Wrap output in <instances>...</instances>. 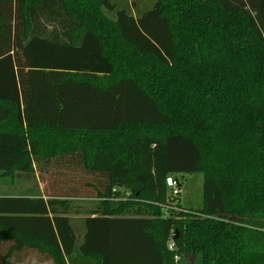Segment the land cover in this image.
<instances>
[{
    "label": "trees",
    "instance_id": "1",
    "mask_svg": "<svg viewBox=\"0 0 264 264\" xmlns=\"http://www.w3.org/2000/svg\"><path fill=\"white\" fill-rule=\"evenodd\" d=\"M0 183V264H264V0H0Z\"/></svg>",
    "mask_w": 264,
    "mask_h": 264
},
{
    "label": "rangeland",
    "instance_id": "2",
    "mask_svg": "<svg viewBox=\"0 0 264 264\" xmlns=\"http://www.w3.org/2000/svg\"><path fill=\"white\" fill-rule=\"evenodd\" d=\"M68 179L74 183L78 184L79 179L77 175L68 176ZM178 179L182 182V188L180 194L173 198L175 204L182 205L187 208H192L198 210L202 207V195H203V182L204 176L202 173L197 174H184L179 175ZM42 184V183H41ZM43 186V184L41 185ZM91 200V199H89ZM88 202V201H86ZM80 220L78 222L79 227H81V216L78 215L76 220ZM179 264H196L195 257L193 254H188L179 260Z\"/></svg>",
    "mask_w": 264,
    "mask_h": 264
},
{
    "label": "built area",
    "instance_id": "3",
    "mask_svg": "<svg viewBox=\"0 0 264 264\" xmlns=\"http://www.w3.org/2000/svg\"><path fill=\"white\" fill-rule=\"evenodd\" d=\"M166 183L171 189L172 197L178 196L180 194L182 187H180L181 186L180 182L174 176H172V175L168 176L166 178ZM169 248L172 250L175 249V245H174L173 241L169 242ZM178 259H179V257L176 256V260H178Z\"/></svg>",
    "mask_w": 264,
    "mask_h": 264
},
{
    "label": "crops",
    "instance_id": "4",
    "mask_svg": "<svg viewBox=\"0 0 264 264\" xmlns=\"http://www.w3.org/2000/svg\"><path fill=\"white\" fill-rule=\"evenodd\" d=\"M42 184H40V187L42 188L43 186H41ZM3 189H8L7 186H5L4 184L0 183V190H3Z\"/></svg>",
    "mask_w": 264,
    "mask_h": 264
},
{
    "label": "water",
    "instance_id": "5",
    "mask_svg": "<svg viewBox=\"0 0 264 264\" xmlns=\"http://www.w3.org/2000/svg\"><path fill=\"white\" fill-rule=\"evenodd\" d=\"M180 187H182V186H180Z\"/></svg>",
    "mask_w": 264,
    "mask_h": 264
}]
</instances>
